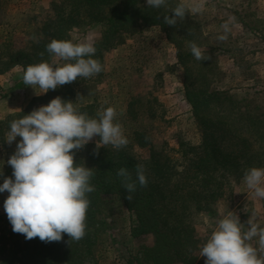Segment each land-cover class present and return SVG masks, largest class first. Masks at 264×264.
Instances as JSON below:
<instances>
[{
	"label": "trees",
	"instance_id": "obj_1",
	"mask_svg": "<svg viewBox=\"0 0 264 264\" xmlns=\"http://www.w3.org/2000/svg\"><path fill=\"white\" fill-rule=\"evenodd\" d=\"M167 4V7L154 8L145 0H62L56 5L51 38L39 39L31 52L19 49L7 57L0 55V74L16 65L26 69L41 62L51 63L52 55L46 51L48 43L52 40L69 41L73 28L97 23L103 31L102 38L93 44L96 53L92 58L98 59L104 70L105 52L118 44L121 33L133 31L140 24L158 25L176 46L178 63L184 69L185 96L201 133L200 145L195 147L198 152L188 157L186 165L179 170L165 152L157 151L148 128L137 122L132 134L126 136L128 144L119 150L102 144L97 147L95 142L73 150L76 165L93 168L94 173L90 184L95 191L87 194L90 206L86 214L85 236L80 241H70L67 234H62L61 241L43 242L39 237L28 240L24 234L13 231L1 233L0 264H97L91 259L101 240L96 228L99 223L98 202L106 194L121 196L136 215V224L132 227L135 237L154 234V244L146 245L144 253L151 263L177 261L195 264L199 238L195 227L188 221L190 208L214 214L211 205L224 198V187L230 177L243 178L253 167L264 168V112L257 110L252 114L240 107L242 102L236 96L211 86L216 67L214 56L207 52L205 56L211 59L199 61L190 50V44L199 37V25L194 23L189 12L184 20H178L176 26L165 24L164 16L172 15L171 9L182 3L167 0ZM98 88L91 78H78L71 84L34 97L27 108L0 120V138L10 131L12 121L30 114L35 104H48L57 96L72 101L81 113L98 118L97 113L101 112ZM134 105L139 109L138 115L152 109L142 107L136 100L130 103L131 114L136 112ZM136 116L133 115L132 120L138 121ZM136 146L148 149V158L141 159L134 152ZM137 164L144 166L148 183L146 187L137 183L136 190L128 193L117 172L126 168L136 179ZM128 195H131V201L127 199ZM18 236L21 239L14 241Z\"/></svg>",
	"mask_w": 264,
	"mask_h": 264
},
{
	"label": "rangeland",
	"instance_id": "obj_2",
	"mask_svg": "<svg viewBox=\"0 0 264 264\" xmlns=\"http://www.w3.org/2000/svg\"><path fill=\"white\" fill-rule=\"evenodd\" d=\"M62 0H1L0 1V55L3 57L17 50L31 52L39 39H49L54 33L56 5ZM147 2V0H145ZM188 9L194 23L199 25L194 43L205 53L215 58V74L212 87L236 96L240 107L252 114L257 110L264 112V0H179ZM203 2L202 11H194L196 5ZM231 32L226 41H219L223 34L221 25L229 21ZM100 24L85 23L73 28L70 40L73 43H92L102 38ZM35 37V39H33ZM118 44L107 50L104 55V70L90 77L98 84L99 110L114 107L124 135L132 134L137 123L148 128L157 151L166 153L178 166L186 165L188 157L198 152L201 133L192 106L184 91V69L178 63L177 49L169 41L158 25L140 24L135 30L119 35ZM193 42V39L190 40ZM62 66L67 61L51 56ZM50 63V64H51ZM26 71L20 65L11 67L0 74V120L11 113L24 110L40 91L38 87L24 85L23 74ZM41 94L39 96L45 95ZM138 101L142 107L152 109L144 115L129 111L130 103ZM47 104H35L38 109ZM241 109V108H240ZM140 111H142L140 109ZM146 112V111H145ZM137 115L138 121L132 120ZM99 136L90 142H99ZM7 133L0 138V184L12 176L13 169L7 163L14 154L17 137L11 144L6 142ZM103 145V144H102ZM106 146H112L111 144ZM141 158L149 156V150L134 148ZM225 196L212 204L214 214L190 208L188 221L195 227L199 238L198 258L195 264H205L206 257L200 256L202 246L210 238L221 219L230 212L235 213L242 225V232L248 229L247 221L264 228V198L255 196L243 178L230 177L225 185ZM9 196L7 191L0 193V234L13 231L4 209ZM99 223L96 228L101 240L94 248L92 263L97 264H153L145 255V246L153 245V233L135 237L132 227L136 224V215L129 210L126 201L117 194H106L98 202ZM21 239V236L14 238ZM13 241V238H12ZM12 244L13 242H9ZM249 243L264 258V249L260 248L259 238ZM171 264H182L173 262Z\"/></svg>",
	"mask_w": 264,
	"mask_h": 264
},
{
	"label": "clouds",
	"instance_id": "obj_3",
	"mask_svg": "<svg viewBox=\"0 0 264 264\" xmlns=\"http://www.w3.org/2000/svg\"><path fill=\"white\" fill-rule=\"evenodd\" d=\"M147 5L168 6L167 0H147ZM203 7L201 2L193 10L199 12ZM171 14L164 16V23L176 26L178 20L185 19L188 9L178 4L171 9ZM232 19L221 25L223 34L218 36L219 41L228 39ZM190 50L199 61L211 59L194 42ZM46 51L67 63L57 66L53 61L27 66L23 82L34 89L38 87L37 96L78 78L93 77L103 70L100 61L92 58L96 53L92 43L52 40ZM97 117L81 113L72 101L57 96L47 105L10 123L6 142L11 144L18 136L21 140L7 161L13 169L14 180L5 178L0 184V193H9L4 209L13 232L24 234L28 240L39 237L43 242L61 241L62 234H67L70 241H80L85 236L90 206L87 194L95 191L90 184L94 173L93 168L76 165L73 150L84 148L95 136L101 138L100 143L111 144L116 150L129 142L122 125L116 122L114 107L98 112ZM117 175L128 193L136 190L137 183L141 187L148 183L142 164L136 165V179L126 168H120ZM244 180L255 196L264 198V168L247 170ZM127 199L131 201V195ZM242 225L233 212L219 221L200 251V256L206 257L205 264H264V258L259 257L257 249L249 243L258 237L260 248L264 249V228L253 222L252 217L247 221L246 231L242 232Z\"/></svg>",
	"mask_w": 264,
	"mask_h": 264
}]
</instances>
